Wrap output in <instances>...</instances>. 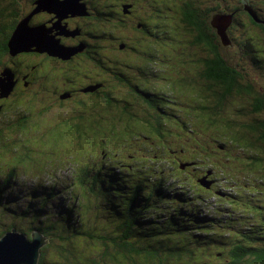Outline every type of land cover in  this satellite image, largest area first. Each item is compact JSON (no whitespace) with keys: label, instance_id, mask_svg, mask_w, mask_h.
Masks as SVG:
<instances>
[{"label":"trees","instance_id":"1","mask_svg":"<svg viewBox=\"0 0 264 264\" xmlns=\"http://www.w3.org/2000/svg\"><path fill=\"white\" fill-rule=\"evenodd\" d=\"M9 1L12 3V0ZM215 1V3L210 5L208 3L209 0H160L156 5V10L145 8V18L141 19V16H138L137 20H134L130 25L128 17H131V21L133 20L132 17L135 13L133 6L134 13L131 9L132 14L126 18L124 26L122 19L123 15L126 14L127 5L124 6L122 14L113 12L111 10L113 5H107L106 9L108 12L112 13V15L114 14L111 22H117L124 27V31L137 27L136 31L138 30L139 34L140 32L145 34L146 38H150L153 33L157 37L156 33L160 29L166 31L174 29L177 33L165 36L167 43H162L164 47L156 53V58H149L148 56L146 58V49L138 50L137 47L132 45L135 49H131L126 35L124 41L120 38L117 42L108 43L109 45H104L106 42L103 40L104 43L101 44L100 40L98 43L105 47L99 50L97 63L93 61L92 67L97 66L95 72L93 73V71L84 68L80 71L75 68L71 71L73 74L65 75L63 87H55L54 95L56 96L59 109H66L64 106L72 100L71 103H84L86 106L96 108L98 114L99 112L111 113L114 107H118L132 112L141 119L143 124L141 133L144 136L148 135V132L156 133L155 129L148 126H157L158 129L169 128L175 131L190 128L185 117L179 114L184 112L185 109L198 107V111L202 109L200 112H222L223 115L227 111L231 113L227 116L230 117L229 122L231 121L230 123L235 125L233 130H236L242 139L249 138L248 135H256V141L250 138L252 141L250 146L241 147L240 149L260 147L262 152H264V89H258L256 84L247 82L248 76H251V66H255L258 72L264 75V56H262L264 55V43L263 46H255L253 48L252 43L256 40L251 38V35L238 40L233 38L234 41L230 37L232 35L231 28L238 27L242 30L244 26H253L254 28L258 26L260 30H263V38L261 39L264 42V0L260 2L256 0V5L252 4L250 0L249 2L241 0L239 3H230L229 7H234L232 11L235 14V18H237V13L241 11L242 14L246 15L247 24H242L241 19L238 21V18L232 22L230 28L228 27L229 29L226 30L229 38L227 45L224 44L218 30L214 27L213 20L217 17V12H214V10L219 12L223 9V4H226L228 0ZM3 3L5 4L6 0H0V7L4 5ZM245 3L252 6L256 18L245 10ZM128 4L132 3L129 2ZM10 7V5H7L3 8L6 15L12 12ZM97 8L102 10L98 4ZM151 10L156 12L150 13ZM174 12L177 13V16L174 15ZM219 14H222V12ZM169 16L172 19L166 21L165 19H168ZM15 18V16H9L5 23ZM19 19L20 16H18ZM111 25L113 27V23ZM112 27L111 31L100 29L99 34L102 35L105 31L109 36H114L116 39L119 38L113 32ZM4 28L5 30L1 31L2 34L0 33V36L5 40V46L8 47L14 28H12V25H5ZM179 35H183L184 40ZM141 41L144 40L141 39ZM177 43H185L184 48H176L174 44ZM231 45L238 47L240 51H244V56L241 60L240 58L237 60L229 59L225 47H230ZM106 47H110L112 53L114 49H119L122 53V58L118 59L112 54L109 57ZM138 47L140 48V43ZM201 52L207 54L203 55ZM130 53H140L141 57L145 59L144 65L139 68V74L129 70V58L124 55H130ZM12 55L15 56L17 54ZM180 56L182 57L180 58ZM0 59L5 62L8 60L9 62L6 66H3L0 76L5 69H10L14 73V70L24 67L22 66L24 63L22 65L18 64L20 61L17 58L1 54ZM181 62L190 64L191 67H184ZM172 64L184 67V71H180L179 75H175L172 80L175 90L180 84L202 86L201 97L202 93L206 94V91L211 97V103L207 104V102H204L200 105L193 103L192 105L188 104L187 108H178L174 106L172 101L163 99L164 96L157 88L155 82L145 78V76L151 73L147 69L152 68L156 71L153 73L158 75L157 78L165 79L166 72ZM99 74L107 78L101 77L97 79L96 75ZM187 76H189L188 80L186 79ZM115 78L117 80V84L114 86L115 89L121 88L124 93L115 91L113 86L110 85ZM76 79L89 81V84L97 85V89L92 92L88 89L89 85L84 87L82 84L77 86L78 89L71 88L74 83L76 84ZM14 80L16 84L9 97H0L5 102L12 101L13 98H16V102H19V95L23 96V94H26V92L19 94V88L23 87L28 90L21 82L18 83L16 78ZM49 81H53V79L40 81L35 83V85H38L42 91H46L48 87H52ZM131 81L134 83L131 84ZM83 89L87 92H82ZM70 91L72 93L68 95ZM39 97L34 99L43 101ZM230 101H234L232 103L234 106L232 107L234 119H232V110L226 109ZM50 110H53L51 105L38 108L36 111L38 113L41 112L43 115ZM73 111H77V109ZM3 112L1 106L0 117ZM24 116L17 123H12V126L6 127V130L12 131L15 129L25 135L32 132L38 133L40 121H30L29 123L22 121L31 116L30 111ZM161 120L165 124H162ZM53 125L55 128H59L57 121H54ZM145 127H148L150 131L145 132ZM54 132L55 129L51 125L48 135ZM1 133L2 130L0 128V136ZM3 140L0 139V142H3L2 144L7 143L5 138ZM227 146H229L228 142L220 145V148L224 149L226 147L227 151ZM245 159L250 161V167L256 166L255 163L257 162L264 163L262 154L257 157L251 154L246 156ZM165 162L167 161L164 160ZM240 162L242 163L243 160ZM17 163L19 165V162ZM262 173L264 174V171ZM129 177H134V175L129 172L128 174H120L114 171L111 176L98 175L92 178L95 184L93 186L90 184L89 191L94 192V196L98 198L96 195L97 189L94 188L98 186L100 195L110 196L109 199L100 201L101 207L107 213V217L101 225L92 221L90 211L87 217L81 216V213L76 214L77 210L82 211L86 204H92L87 199L84 201L83 207L81 204H74V202V205H71V203L65 204L61 209L59 219L52 220L48 217H42L45 211L41 207H45L48 204V199L51 195L49 192L39 208L32 205L27 207L26 210L13 211V223L7 226L6 231H2L0 236L14 228L17 230V224L28 223V226L24 227L22 225L19 230L23 228L21 231L26 235L38 232L44 240L40 248L37 264H222L220 261L227 257L226 264H264V222L246 225L247 227L238 229L236 234H221L217 231L218 228H223L225 225L229 226L230 224L219 217L209 216L210 212L206 208H197L198 206L195 203L182 197L177 187L173 191H168L164 188V184L159 182L158 184L152 183L151 188L146 190L143 182L128 181L126 178ZM79 179L82 181V185L78 182L79 185L73 192L76 199L84 196V188L88 186L81 177ZM9 183L6 182L0 188V210H2V216L7 214L8 208L5 205L9 202L2 194L7 193L5 187L9 186ZM51 191L54 192V190ZM169 199L174 202H180V204H178V207L172 205L173 208L171 210L166 211L161 218L158 217L160 215L158 214L160 210L159 202L163 203V201H169ZM97 204L94 205V208ZM56 209H59V207ZM231 221L232 226H238L233 216ZM87 223L89 224L87 225ZM198 227L201 229H198ZM224 235L232 237L231 241L223 239ZM173 236L181 237V239L174 241L172 240ZM83 239L86 244L83 252L87 253L89 258L86 263L80 261L69 263L67 256L74 253V250L69 245L74 247L77 240ZM60 241H63V244H60ZM223 245H227L226 247H229V249L221 251L220 248H217L220 252L214 260L202 256L198 252L202 253L205 251L206 249L202 248L204 246L221 247ZM56 247L63 252L65 256H63V261L65 262H46V254L50 249Z\"/></svg>","mask_w":264,"mask_h":264},{"label":"rangeland","instance_id":"2","mask_svg":"<svg viewBox=\"0 0 264 264\" xmlns=\"http://www.w3.org/2000/svg\"><path fill=\"white\" fill-rule=\"evenodd\" d=\"M158 1L160 0H95V3L103 11L107 12L106 6L113 5L111 10L117 14L123 13L125 5H127L126 10L132 9L134 6L133 22L137 20L138 16H141V19L145 18V8L156 10ZM244 1L249 2V0ZM250 1L255 4L256 0ZM129 2L132 4H128ZM215 2V0H209L208 3L211 5V3ZM6 3H3L4 5L0 7V10H4L3 8L7 5L14 6L9 0H6ZM230 3H239V1L228 0L226 4L222 3L224 7L219 12L214 10V12H217L219 23L224 27L228 22L232 24L234 20L241 17V23L247 24V18L244 14L238 15L237 13V18H235V14L232 11L234 7H229ZM130 5L131 7H129ZM17 6L23 10V14L27 13L28 9L33 8L30 0H17ZM154 12L156 11H150V13ZM220 12L222 14H219ZM174 15L177 16V13L174 12ZM7 18L0 20V23L5 22ZM45 18L47 16L43 14L41 21L45 20ZM171 19V16H169L165 20L170 21ZM112 23L113 32L116 36L124 41L126 35L130 45L137 47L138 50L146 49V58H156V53L164 47L162 43H167L165 36L177 33L174 29L170 31L160 29L156 33L157 37L153 33L150 38H146V35L142 34L140 30V34L138 30L131 28L124 31V27L117 22ZM150 24L154 27L152 23ZM230 25L228 26L229 28ZM231 30L232 35L230 37L232 41H234L233 38L238 40L251 35V38L256 40L252 43L253 48L255 46H263L264 42L261 39L263 38V30L253 26H244L242 30L234 27ZM179 37L184 40L183 35H179ZM141 39L144 41H141ZM100 42L101 44L104 43L102 40ZM139 43L140 48L138 47ZM104 45L109 44L104 43ZM184 45L185 43L174 44L176 48H184ZM225 48L231 60L241 59L244 56V51H240L238 47L231 45ZM112 55L118 59L122 58V53L119 49H114ZM124 56L129 58L128 62L132 67L140 68L145 63V59L141 57L140 53H130V55L125 54ZM33 60L34 58L24 59V64H21L24 66L22 68H27L28 63ZM8 63V60L6 62L3 59L0 61V72L3 66ZM181 64L184 67L190 66V64L184 62H181ZM54 66L60 69L62 65L55 64ZM184 67L174 64L170 65L165 79L157 78L158 75L153 73L156 71L148 68L147 71L151 73H148L145 78L154 81L164 96L163 99L172 101L175 107L187 108L188 104L196 103L200 105L204 102L209 104L211 97L203 93L202 97L200 95L202 86L180 84L175 90L172 80L175 75H179L180 71H184ZM68 68V70L71 69V67ZM70 74H73V72H70ZM250 74L251 76H248L247 82L256 84L258 89L263 90L264 75H261L255 66L250 67ZM64 75L61 74L58 79L53 78V81H49L52 87H48L46 91H42L38 85L29 87L28 90L20 87L19 94L22 92H26V94H23V96L19 95V102H16V98L8 102L0 99V107L2 106L4 111L0 117V128L2 130L0 139L4 141L3 138H5V141H7L5 144L0 142V188L6 182H10L9 186L5 187L7 193L2 194L9 202L5 205L8 208L5 216L1 215L2 210H0V222L2 223H0V233L6 231V227L13 223V211L18 208L26 210L27 207L32 205L39 208L41 206V197L47 192H50L51 195L48 199V204L45 207H41L45 211L42 217H48L52 220L59 219L61 209L65 204H81L83 207L84 201L87 199L92 204H86V207L82 211L77 210L76 214L81 213V216L87 217L90 211L92 221L101 225L106 219L107 213L101 207L100 201L109 199L110 196L100 195L97 186L94 187L97 189V198L94 196V192L89 191V186L90 184L92 186L95 184L92 180L95 176H111L114 171L120 174H128L129 172L134 177L126 179L133 182H143L146 190L151 188L152 183L157 184L159 182H162L164 188L168 191H173L177 187L182 197L195 203L198 206L197 208H206L210 212L209 216L219 217L230 224L229 226L225 225L223 228H218L217 231L221 234H236L238 229L247 227L246 225L264 222V174L262 173L264 171V163L257 162L255 163L256 166L250 167V161L245 159L246 156L251 154L256 157L261 154L264 156V152H262L260 147L240 149L241 147L250 146L252 143L250 138L256 141V135H248L249 138L242 139L236 130H233L235 125L230 123L231 121L229 122L230 117L227 116L231 113L226 111L224 112L225 115H223L222 112H200L202 109L198 111V107L185 109L184 112L178 113L185 117L190 128L175 131L169 128L158 129L157 126H148L155 129L156 133L148 132L150 130L145 127V132L149 134L144 136L141 133L143 128L141 119L132 112L118 107H114L111 113L99 112L98 114L96 108L86 106L84 103L74 104L71 103L72 100L67 104L65 103L64 107L66 109H59L54 89L56 86L63 87L62 85L65 82L63 80ZM96 77L97 79L101 77L107 78L102 74L96 75ZM186 79L188 80L189 76ZM89 83V81L76 79V84L74 83L71 88L78 89L77 86L79 84L86 87ZM132 83L134 82L131 81ZM116 84L117 80L115 78L110 85L113 86L115 91L124 93L121 88L115 89L114 86ZM82 92L87 91L83 89ZM70 93L72 92H68V95ZM35 97H39L43 101H36ZM233 102L230 101L226 108L227 110H232V119L235 117L232 109L234 107L232 105ZM50 105L53 110L43 115L41 112L38 113L36 111L38 108ZM74 109H77V111H73ZM29 111L31 116L22 121H27V123L40 121L38 133L32 132L25 135L15 129L12 131L6 130V127L12 126V123H17ZM54 121H57L59 128L54 127ZM161 122L165 124L163 120ZM51 125L55 132L48 135ZM226 142L230 146H227V151L226 147L224 149L220 148V145ZM164 160L167 162L164 163ZM241 160H243L242 163L240 162ZM15 161L19 162V165ZM80 177L88 186L84 188V196L76 199L73 192L77 189L78 182L82 185ZM51 190H54V192ZM95 204L97 205L94 208ZM178 204L180 202H174L171 199L169 201L165 200L163 203L159 202L160 210L158 214L160 215L158 217L161 218L166 211L171 210L173 208L172 205L178 207ZM58 207L59 209H56ZM232 216L238 226L231 225ZM90 223L92 224V222ZM22 225L25 227L28 226V223L17 224V230L21 233H23L21 231L23 228L20 230L19 228ZM198 229L201 228L198 227ZM27 236L32 238V234ZM231 238L229 235H224L223 237L227 241H231ZM179 239L181 237H172L174 241ZM60 244H63V241H60ZM226 246H204L202 248L206 250L202 253L198 252L202 256L214 260L218 257L220 250L229 249ZM69 247L74 250V253L67 256L69 263L75 261L86 263L89 255L83 252L86 247L84 239L77 240L74 247L72 245H69ZM217 248H220V250ZM63 256V252L56 247L50 249L45 256V260L48 263L65 262L63 261ZM227 259L228 257L222 259L220 263L226 264Z\"/></svg>","mask_w":264,"mask_h":264},{"label":"flooded vegetation","instance_id":"3","mask_svg":"<svg viewBox=\"0 0 264 264\" xmlns=\"http://www.w3.org/2000/svg\"><path fill=\"white\" fill-rule=\"evenodd\" d=\"M238 1L240 2L241 0ZM36 2L37 0H30V3L33 5V8L28 9V12L24 14H23V10L17 6V0H12L14 6L10 7L12 12L9 13V15H6L5 14L6 12L4 10H0V20L7 18L9 16L16 17L14 20L10 19V22L0 23V33L1 31L5 30L4 28L5 25H12V28H14L15 31L19 23L23 21L24 18L29 17L28 20L29 28L33 29L41 26H45L46 29L52 28V32L50 35L54 36L56 40H59V45H57V48L55 49L54 52H59V53L62 52L64 56H67V53H69L70 56L67 59H64L63 57L50 53L53 51L47 52L46 50L38 49L37 47H33L32 51L18 53L17 55L13 56L11 54L12 52L8 49V47L5 46V40L3 39V37L1 38L0 36V55L3 54L11 58L12 57L17 58L21 62V63L19 62L18 64L24 63V59L34 58L33 61H30L28 63L27 68L16 69V71L14 70L13 73L14 79L16 78L18 83L21 82L27 88L34 87L35 83H38L40 81H45L53 78L58 79L61 76V74L66 75L68 71L71 72L75 68H78L80 71L84 68L89 71H93L94 73L95 68L97 66L92 67L93 61L97 63L99 50L105 47L104 45H100L98 42L100 40H103L106 43H112V41L117 42V40L120 39V38L116 39V37L114 36H109L105 31L102 35L99 34L100 29L102 30L107 29L111 31V27H112L111 19L114 18L113 16L114 14L112 15V13L110 12L98 10L95 0H80V3L85 4L87 9V14L86 15L80 14L78 16L68 15V17L62 19L60 22H59V18L55 13H50L48 11H40L34 13L36 10L35 8L37 7ZM129 7H131V5ZM132 11L131 9H127L125 11L126 14L123 15V19H122L123 26L126 23L125 21L126 18L130 14H132ZM43 14L46 15L47 18L41 21V17ZM239 14H241V11L238 12V15ZM18 16H20L19 20H18ZM240 19L241 17H238V20ZM128 20H129V24L131 25L132 23L131 17H128ZM136 28L137 27L131 29L136 30ZM256 28H258V26ZM66 33H69V35H66ZM130 47L131 49H135L131 45ZM36 48L38 50H35ZM106 51L108 52V56L110 57V54H112L111 48L106 47ZM1 60L2 59H0V61ZM55 64H60L62 66L60 69H57L54 66ZM68 67H71V69L68 70L69 69ZM129 70L131 72L135 71V73L139 74L138 67L134 68L130 66ZM70 72L67 74H70ZM20 77H22V79H20ZM28 79L29 81L27 82ZM96 86L97 85L89 84L88 89L93 92L94 90L97 89ZM205 93L207 94L206 91Z\"/></svg>","mask_w":264,"mask_h":264},{"label":"water","instance_id":"4","mask_svg":"<svg viewBox=\"0 0 264 264\" xmlns=\"http://www.w3.org/2000/svg\"><path fill=\"white\" fill-rule=\"evenodd\" d=\"M36 4L37 8L34 13L40 11L55 13L59 18V22L68 17V15L78 16L80 14H87L86 6L80 3V0H37ZM245 10L249 11L255 17L250 4L245 3ZM28 20L29 17L19 23L8 42V47L12 54L29 52L32 51L33 47H37L47 52L53 51L50 53L63 57L64 59L70 56L69 53H67V56H64L62 52H54L57 45H59V40H56L54 36L50 35L52 28L46 29L45 26H41L32 29L28 26ZM213 24L218 30L224 44L227 45L229 38L226 30L231 22H228L223 27L219 23L218 17H216L213 20ZM66 35H69V33H66ZM37 48L35 50H38ZM15 84L16 82L12 71L5 69L0 76V97H9ZM43 243L44 240L38 232H33L32 238H29L26 234L20 233L14 228L0 236V264H37L40 248Z\"/></svg>","mask_w":264,"mask_h":264}]
</instances>
